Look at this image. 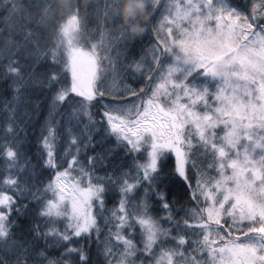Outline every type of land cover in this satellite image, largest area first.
<instances>
[{
	"label": "snow or ice",
	"instance_id": "snow-or-ice-1",
	"mask_svg": "<svg viewBox=\"0 0 264 264\" xmlns=\"http://www.w3.org/2000/svg\"><path fill=\"white\" fill-rule=\"evenodd\" d=\"M54 8L51 0H0L6 45L19 48L20 38L37 61L50 57L41 83L53 94L38 161L55 173L31 191L33 185L12 175L25 167L18 148L3 145L9 174L0 181V264H90L79 240L90 246L95 232L100 242L101 222L108 264H264V0H129L126 21L138 10L145 17L134 29L119 23L120 4L111 0H64L59 14ZM111 8L109 28L103 17ZM93 21L94 35L82 44ZM149 25L154 42L137 56L134 46L149 35ZM106 36L124 48L113 71L122 56L133 83L139 73L140 88L105 86L103 61L112 58L99 52L111 49ZM17 64L9 58L6 66L18 78L14 99L24 79ZM61 64L71 73L70 86ZM106 96L97 122L91 109ZM61 108L62 154L54 126ZM10 111L12 120L15 108ZM6 131H14L12 123ZM112 136L115 149L97 152ZM173 184L183 188V201L169 200ZM26 192L45 221L44 231L39 224L29 228L45 244L39 251L13 239L12 214L28 210L14 196ZM51 248L63 251L49 256Z\"/></svg>",
	"mask_w": 264,
	"mask_h": 264
},
{
	"label": "trees",
	"instance_id": "trees-1",
	"mask_svg": "<svg viewBox=\"0 0 264 264\" xmlns=\"http://www.w3.org/2000/svg\"><path fill=\"white\" fill-rule=\"evenodd\" d=\"M20 0H17L19 3ZM53 5L55 6L54 10L57 14L61 12L64 5V0H51ZM89 3H95L96 0H88ZM112 3L120 4V20L119 23L121 25H125L130 29H134L140 26V23L145 18L144 15L138 10L137 18L126 21L125 16L127 14V7L129 0H111ZM167 2V0H165ZM79 3L83 5L85 0H79ZM66 11V9H64ZM115 13V8L108 9V15L103 17V22L108 24L109 28L111 25V16ZM96 27V22L93 21L88 25V28L81 36V43H85V41L89 40L93 35V29ZM4 25L0 23V29H3ZM152 26L149 25V35L145 36L143 41L134 46V52L137 56L141 54V48L147 50L151 42H154V34L151 33ZM96 35V40L92 41V43H98L100 37L98 34ZM118 36V33H117ZM51 39V37H49ZM8 37L5 32L0 31V152L3 151V145L6 141L10 142L16 148H18L20 152L19 164L25 166L23 171H21L20 167H16L12 170V175L14 177H18L22 182L27 181L30 185H33L31 191H35L36 188L43 189L44 186L47 185L49 179L54 177L55 173L51 170H44L40 167L38 161V155L41 149V132L49 119V105L50 99L52 96V91H49L46 84L41 83V80L44 77L45 73H49L51 69L50 57L49 61H45L41 56L39 61L36 60L37 53L34 49L25 50L23 47V42L20 38H17V42L20 43V47H16V44L13 43L11 45H6ZM112 40L111 49L108 52L100 51L99 55L101 59L103 57L110 55L111 61L104 60L105 72L106 76L105 86L106 87H116V90H121L124 84H132L137 89L143 85V81L139 76V73L136 74V80L140 81L137 83H133V78L131 72L128 70L126 64H123V57L121 56V63L119 66L113 71V64L117 63L116 61V52L124 51L122 42L118 40H114L110 36L105 37V41ZM119 44V47L117 45ZM51 47V43L49 44ZM88 47H91L89 43ZM9 49L11 56L9 54ZM87 51V48L85 49ZM9 58L13 61H18L16 65L21 69V73L24 77L23 81H18L22 83L23 87L21 88V92L19 94L18 99H14L17 95L14 91V81H17L18 78L14 77L11 74L7 73L6 66L9 63ZM151 60V56L148 57ZM33 66H35V72H33ZM60 72L62 73V80L66 79L68 85L71 84V73L68 70L66 65L61 64L59 66ZM66 73V76L63 74ZM115 81V84H114ZM110 97H105L104 100L101 101L100 104H97L95 107H92V118L93 120L100 122L102 119L103 113V104L107 102ZM11 108H15L14 119L10 120L9 117L12 116L10 111ZM64 109H60V115L55 117L54 126L60 129L59 134L57 136V150L61 154L64 152L67 144L61 137L64 135L65 129L67 127V120L64 121L63 126L59 123L61 119V115L64 114ZM9 123L13 124L14 131L12 133H8L6 128ZM106 123V121H105ZM99 126V124L97 125ZM83 127V125H81ZM101 138L99 136L96 137V141H99ZM116 138L114 136L107 139L103 144H99L96 147V151L99 152L103 148H113L115 149ZM95 143V141L93 142ZM83 154V150H82ZM89 155L93 153L89 152ZM120 158L117 157L116 162H119ZM7 163L3 155H0V181L7 176ZM3 186L0 185V188ZM170 191L168 192L169 200H173L176 198L184 200V191L179 185H170ZM9 195H13V192L7 188L3 189ZM14 199H18L21 204H28V210L24 214L17 215L16 213L12 214V219L14 221L13 228V239L16 241H28L32 244H35V251H39L45 248V244L43 240L34 241L33 236L34 233L29 232V228L35 226L36 224L40 225V230H45V221L40 219L37 215L38 208L36 203L31 198L30 192H26L23 197H16ZM31 201V202H30ZM113 200L109 199L107 202V207L109 209L113 208ZM96 211V209H93ZM58 227L61 229L64 227L63 222L58 224ZM100 227L102 229L100 242L96 241V233L94 232L92 235V242L89 246L88 241L86 239L79 240V244L83 245L89 254L90 264H108V260L105 259L103 252V241L105 240V234L108 229L104 227L101 222ZM99 243V247H98ZM76 246V245H73ZM63 249H55L51 248L47 250V254L49 256L58 257L60 252ZM159 255V252H157ZM15 255L9 256L8 259L15 260ZM112 259V258H109ZM31 257L29 258V262ZM112 264H115V260L112 259Z\"/></svg>",
	"mask_w": 264,
	"mask_h": 264
}]
</instances>
